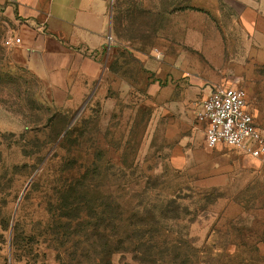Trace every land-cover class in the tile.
Here are the masks:
<instances>
[{
	"label": "rangeland",
	"instance_id": "obj_1",
	"mask_svg": "<svg viewBox=\"0 0 264 264\" xmlns=\"http://www.w3.org/2000/svg\"><path fill=\"white\" fill-rule=\"evenodd\" d=\"M107 5L104 75L58 103L0 22V264H264V163L207 148L191 94L204 79L256 105L264 0ZM177 52L184 103L163 75Z\"/></svg>",
	"mask_w": 264,
	"mask_h": 264
},
{
	"label": "crops",
	"instance_id": "obj_2",
	"mask_svg": "<svg viewBox=\"0 0 264 264\" xmlns=\"http://www.w3.org/2000/svg\"><path fill=\"white\" fill-rule=\"evenodd\" d=\"M107 4L108 0H0V22L9 24L6 34L20 39L13 47H19L30 62L37 58L41 80L56 103L84 95L104 75L101 54L112 31ZM167 60L163 64L167 90L175 89L174 102L184 103L181 56L177 52ZM204 81L200 79L191 92L197 99L202 97L201 102L214 90ZM252 93L256 105L247 106V111L264 134V76L257 77ZM257 164L255 172L262 168Z\"/></svg>",
	"mask_w": 264,
	"mask_h": 264
},
{
	"label": "built area",
	"instance_id": "obj_3",
	"mask_svg": "<svg viewBox=\"0 0 264 264\" xmlns=\"http://www.w3.org/2000/svg\"><path fill=\"white\" fill-rule=\"evenodd\" d=\"M2 43L13 47L20 43V39L7 38ZM195 118L205 125L204 144L207 148L224 145L264 160V134L247 111L244 92L234 87L216 89L201 102Z\"/></svg>",
	"mask_w": 264,
	"mask_h": 264
},
{
	"label": "trees",
	"instance_id": "obj_4",
	"mask_svg": "<svg viewBox=\"0 0 264 264\" xmlns=\"http://www.w3.org/2000/svg\"><path fill=\"white\" fill-rule=\"evenodd\" d=\"M76 207H77V206H76ZM74 209H75L76 211L78 210V208H74ZM80 213H82V215H84V214L86 215L87 212H86L85 209H83L82 211H80ZM77 226L80 227L81 225H80V226L77 225ZM142 239H144V238H141V240H142ZM151 255H152V254H149V256H151Z\"/></svg>",
	"mask_w": 264,
	"mask_h": 264
},
{
	"label": "bare ground",
	"instance_id": "obj_5",
	"mask_svg": "<svg viewBox=\"0 0 264 264\" xmlns=\"http://www.w3.org/2000/svg\"><path fill=\"white\" fill-rule=\"evenodd\" d=\"M52 234V233H51ZM64 245V244H63Z\"/></svg>",
	"mask_w": 264,
	"mask_h": 264
}]
</instances>
